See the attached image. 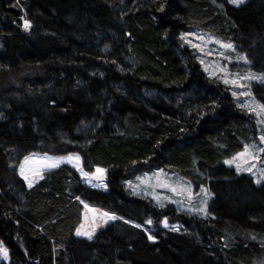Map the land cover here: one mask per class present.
I'll list each match as a JSON object with an SVG mask.
<instances>
[{
  "label": "trees",
  "instance_id": "1",
  "mask_svg": "<svg viewBox=\"0 0 264 264\" xmlns=\"http://www.w3.org/2000/svg\"><path fill=\"white\" fill-rule=\"evenodd\" d=\"M229 2L0 0V264L264 262V185L223 164L256 141L254 118L179 37L211 34L264 72V0ZM252 92L264 103V85ZM33 154H79L85 172L106 170L107 188H89L69 166L28 187L17 168ZM157 170L208 186L209 215L128 190ZM76 197L123 219L77 238ZM165 218L178 230L162 228Z\"/></svg>",
  "mask_w": 264,
  "mask_h": 264
},
{
  "label": "rangeland",
  "instance_id": "2",
  "mask_svg": "<svg viewBox=\"0 0 264 264\" xmlns=\"http://www.w3.org/2000/svg\"><path fill=\"white\" fill-rule=\"evenodd\" d=\"M247 1L248 0H243V3L239 4L238 6H240L242 4H245ZM229 4L234 6V7H238L237 5H235V4L231 3V2H229ZM185 33H191L192 36H189L188 39L193 40V43L202 44L205 53H207L209 51L212 52L211 56L202 55L201 53L198 52V50L192 48L189 44L184 43V41H182L180 39V41L182 42L183 46L187 47L192 52V54L195 56L196 61L198 62L199 66H200L202 72L205 74V76H207L209 79H213V80H216V81L222 83L224 86L227 87V89L229 90L231 95H232L233 92L239 93V92L245 90V89H241V88H238V87H234V86H232L230 84L229 85H225L222 82V79H220V74L218 72V68L220 66L226 67L228 69V71L233 75V77L235 76L236 73H240V74L243 75V74H246L248 72H251L248 69L249 64H245L243 61H237V57L239 55H243V54H240L239 52H237L236 49H235V51H232L231 49L221 48L220 47L221 43H225L226 44V43H229V42H224V41L212 36L211 34H208V33L202 32V31H198V30H192V31H189V32L181 33L179 37H181ZM198 36H203L204 40L203 41L195 40L194 37H198ZM221 53H223V56H221ZM224 57H230L231 59L227 60V59H224ZM200 59H203L205 61V64L202 65L200 63ZM206 66L208 67V71H205V67ZM244 83L248 84L249 82L248 81H244ZM258 84H260V83L257 82V81L251 82L250 88L248 89L252 93V96H250V97H244V96H239V95L234 97L232 95L234 100H235V102H236V104L238 106L240 104H251L252 106H255V103H258V102H257L256 98L253 95L252 89H253V87L255 85H258ZM253 98H254V101H253ZM243 110L245 112H247L248 114H250L254 118V121H255V125H256V130H257V135L258 136H257L256 141L253 142V143H255L258 147H264V144H261L260 141H259L260 135L264 134V131H262V130H264V123H259L258 124L257 123V117L253 113H251L247 108H244ZM260 119L264 120V117H261ZM259 155L261 156V159L258 162H256V168L253 170L256 173V175H253L251 173L244 172V171H241L240 173H237L235 164H226L225 163V161L231 160L233 157L223 161V164L227 168L233 169L238 175H245V176L250 177L254 181V183L257 184L255 181H256V179L259 176L260 169L264 168V154H259ZM32 156L33 155H29L28 157H32ZM34 156H35L36 159L35 160H31L30 159V161L27 164H25V159H23L21 161L20 165L17 168V173H18L19 177L22 180H24V182L26 183L27 186L29 185V182H31L32 186H33L34 184H36L40 180L39 176H34L33 175V172L36 169L40 168L39 160H41L45 155L34 154ZM47 156L48 157H52V158L57 157V156H49V155H47ZM237 162L240 163L242 167L246 166L244 164L243 159H241V160H239ZM21 165L24 166L25 173L29 176V180H27V181L20 174ZM63 166H69V167L74 168L77 171V173L79 174V176L82 179V181L89 188L95 189V190H100V191H105L106 190L103 187H94L93 185L97 184L98 181L96 179H92V181L89 182L88 180H86L82 176L81 172L78 171L77 168L74 167L72 164L66 163V162L65 163H61L58 168L63 167ZM58 168L45 169V170L42 171V175H44L48 171L55 170V169H58ZM94 172H95V170L92 173H94ZM154 174H157V175H154ZM138 177L143 179V183L141 182V180L137 179ZM158 179L161 182L176 186L178 188H185L187 186H190L191 199L189 200L187 198L188 197V191H184L182 194H174L167 187H159V186H157ZM130 181L132 183V186L135 188V191H133V187H129V184H128L129 181L126 182V186H127L128 190L134 195L150 198L157 206H159V204H158L157 200L153 199V197L154 196H159L161 198L160 203H163L164 207L171 206L176 211L181 212L183 214L205 218V216L203 214L198 213V212L189 211V209L190 208H199L201 206L202 200H204L206 198L205 194L201 192V188L206 189L207 192L210 193L209 189H208V186H203V187H201L199 189H195L189 183L188 180L178 176L177 174L170 173L168 171H162L161 172V170L140 174V175L134 177ZM104 183L106 184V170H105ZM137 185H139V187H136ZM257 185H264V180H262V182L260 184H257ZM164 198H170V199L176 200V201H178V203H170L168 201V199H164ZM211 199H212V195L210 194V198H208V204H209ZM81 206H82V209H83L82 210V215H81V222H80L79 226L77 227V229H80L81 231H90L93 227H95L96 230H95V233L93 235V238L99 231L103 230L107 225H109L110 223L116 221V220H109L108 223L105 224L103 222V220L100 218V215H99V213L103 212V211H101L99 209H96L98 211L96 213H94V212L89 211L88 209H86L83 204H81ZM90 208H92V207H90ZM92 209H95V208H92ZM94 218H95V220H94ZM161 225H162V228H164V229H172L173 230L172 225H170V224H169V227H167V228L164 227L163 223ZM81 226H83V227H81ZM174 226L178 230L179 226L178 225H174ZM77 229H76V231H77ZM144 230L147 233L151 232V229L149 227L148 228H144ZM76 231H75V234H74L75 237L81 238V239H84V240H89L86 236H77L76 235ZM0 247L6 249L2 243H0ZM1 262H8V251H7V257L6 258L2 254H0V263Z\"/></svg>",
  "mask_w": 264,
  "mask_h": 264
},
{
  "label": "snow or ice",
  "instance_id": "3",
  "mask_svg": "<svg viewBox=\"0 0 264 264\" xmlns=\"http://www.w3.org/2000/svg\"><path fill=\"white\" fill-rule=\"evenodd\" d=\"M230 2L238 6L239 4L243 3V0H230ZM158 10L163 12L164 6L161 5ZM24 26L27 29V28L31 27V24L29 21L25 20ZM189 36H192V34L191 33H185L180 37V39L182 41H184V43L189 44L192 48L198 50V52L201 53L202 55H208V56L212 55L211 51L205 53L202 44L193 43V40L188 39ZM194 39L199 40V41H203L204 37L198 36V37H194ZM220 47L224 48V49H231L232 51H235V47L231 43H226V44L221 43ZM221 56H223V53H221ZM224 59L230 60L231 58L230 57H224ZM237 61H243L245 64L250 63L247 55H239L237 57ZM200 63L203 65V64H205V61L203 59H200ZM205 71H208L207 66L205 67ZM218 72L220 74V79H222V82L225 85L230 84L234 87L245 89L244 91H241L239 93L233 92L232 95L234 97L238 96V95L244 96V97L252 96V93L248 89L250 88L251 82H253V81H257L260 84L264 85V72H262V73L248 72V73L243 74V75L240 73H236L235 76L233 77V75L228 71V69L226 67H223V66H220L218 68ZM244 81H248L249 83L245 84ZM253 101H254V98H253ZM239 107H241L242 109L247 108L251 113H253L257 117V123L258 124L264 123V120L260 119L261 117H264V103H255V106H252L251 104H240ZM262 131H264V130H262ZM259 141L261 144H264V134L260 135ZM259 154H264V147H258L255 143H253L251 145L246 144V145H244V150L242 152L237 153L231 160L225 161V163L226 164H235L237 173L244 171V172H248V173H251L253 175H256V173L253 170L256 168V162H258L261 159V156ZM24 159H25V164H27L30 161V159L35 160L36 158L33 154L32 157L26 156ZM241 159H243L244 164L246 165L245 167H242L241 164L237 162ZM65 162L70 163L74 167H76L77 170L81 172L82 176L86 180H88L89 182H91L92 179H96L98 181V183L93 185L94 187H103L105 189L107 188V184L104 183L105 169L97 167L95 169L94 173L85 172L83 170V167L81 166V156L79 154H69L67 156H59V157H55V158L48 157L47 155H45L41 160H39L40 168L36 169L33 172V175L39 176L40 179H43L44 178L42 175L43 170L58 168L61 163H65ZM162 171L163 170H161V172ZM20 174H21V176H23V178L26 181L29 180V176L25 173V169H24L23 165H21ZM154 175H157V174H154ZM137 179L141 180V182L143 183L142 178L138 177ZM262 180H264V168L260 169L259 176L255 182L257 184H260L262 182ZM128 184H129V187H133L131 181H129ZM28 186L32 187V183L29 182ZM157 186L167 187L174 194H182L184 191H188V197L187 198L189 200L191 199L190 186H187L185 188H178L176 186L161 182V181H159V179L157 181ZM136 187H139V185H137ZM133 191H135L134 187H133ZM201 192L204 193L206 196V198L204 200H202L201 206L199 208H190L189 211L198 212V213L203 214L205 217H207L209 215L208 198H210V193H208L207 190L203 189V188H201ZM76 199L80 200V197H76ZM153 199L157 200L160 207H164L163 203H160L161 198L159 196H154ZM164 199H168V201L170 203H178V201L170 199V198H164ZM80 202L89 211H92L94 213H96L98 211L96 209L90 208L88 204L84 203V201L80 200ZM99 215L105 224L108 223L109 220L123 219V217H118L114 213H111L108 211L100 212ZM94 220H95V218H94ZM124 222L125 223H131V221H127V220H125ZM145 223L148 225H151L153 223V221L151 219H148L145 221ZM162 223H163L164 227H166V228L169 227L167 218H165V220ZM133 226L136 228L141 227L140 224H133ZM81 227H83V226H81ZM172 228H173V230H177L175 228V226H172ZM95 230H96L95 227H93L90 231H81L80 229H77L76 235L77 236H86L89 240H91L93 238ZM251 238L253 240L256 239L255 236H253ZM148 239L155 242L156 238L153 235L149 234ZM0 254H2L6 258L7 257V250L0 247ZM262 264H264V262H262Z\"/></svg>",
  "mask_w": 264,
  "mask_h": 264
}]
</instances>
